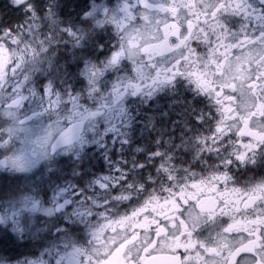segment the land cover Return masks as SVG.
I'll return each mask as SVG.
<instances>
[{
	"label": "snow or ice",
	"instance_id": "1",
	"mask_svg": "<svg viewBox=\"0 0 264 264\" xmlns=\"http://www.w3.org/2000/svg\"><path fill=\"white\" fill-rule=\"evenodd\" d=\"M0 3V264H264V0Z\"/></svg>",
	"mask_w": 264,
	"mask_h": 264
},
{
	"label": "flooded vegetation",
	"instance_id": "2",
	"mask_svg": "<svg viewBox=\"0 0 264 264\" xmlns=\"http://www.w3.org/2000/svg\"><path fill=\"white\" fill-rule=\"evenodd\" d=\"M23 184L24 181L22 179L19 181L17 180L4 181L2 178H0V195H3L5 189L11 191L12 187H15L17 185L22 186Z\"/></svg>",
	"mask_w": 264,
	"mask_h": 264
},
{
	"label": "trees",
	"instance_id": "3",
	"mask_svg": "<svg viewBox=\"0 0 264 264\" xmlns=\"http://www.w3.org/2000/svg\"><path fill=\"white\" fill-rule=\"evenodd\" d=\"M0 15H3L6 20H15L18 18L14 11L4 8L2 3H0Z\"/></svg>",
	"mask_w": 264,
	"mask_h": 264
}]
</instances>
